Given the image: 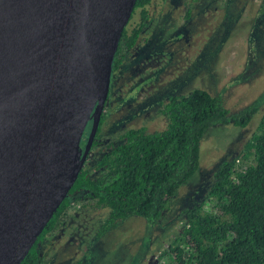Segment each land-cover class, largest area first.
<instances>
[{
    "label": "rangeland",
    "instance_id": "obj_1",
    "mask_svg": "<svg viewBox=\"0 0 264 264\" xmlns=\"http://www.w3.org/2000/svg\"><path fill=\"white\" fill-rule=\"evenodd\" d=\"M148 9V26L113 72L100 141L131 128L164 129L162 104L197 88L221 97L230 114L251 107L257 112L245 127L207 131L198 171L156 222L130 217L99 236L109 209L74 202L45 235L37 264H155L182 230V211L203 198L219 164L237 156L258 130L264 114V0H153ZM102 151L96 145L87 163Z\"/></svg>",
    "mask_w": 264,
    "mask_h": 264
},
{
    "label": "water",
    "instance_id": "obj_2",
    "mask_svg": "<svg viewBox=\"0 0 264 264\" xmlns=\"http://www.w3.org/2000/svg\"><path fill=\"white\" fill-rule=\"evenodd\" d=\"M136 1L0 0V264H21L78 179Z\"/></svg>",
    "mask_w": 264,
    "mask_h": 264
},
{
    "label": "trees",
    "instance_id": "obj_3",
    "mask_svg": "<svg viewBox=\"0 0 264 264\" xmlns=\"http://www.w3.org/2000/svg\"><path fill=\"white\" fill-rule=\"evenodd\" d=\"M153 0H137L115 55L117 72L150 21ZM139 20L133 24L135 16ZM162 130L131 128L94 146L103 151L86 163L54 217L21 264L42 261L40 244L74 202L108 208L99 236L130 217L156 222L178 190L198 171L201 142L213 126L245 127L255 107L230 114L223 99L205 89L170 95L162 104ZM103 119V118H102ZM184 226L155 264H264V114L239 154L222 161L209 191L182 211Z\"/></svg>",
    "mask_w": 264,
    "mask_h": 264
},
{
    "label": "flooded vegetation",
    "instance_id": "obj_4",
    "mask_svg": "<svg viewBox=\"0 0 264 264\" xmlns=\"http://www.w3.org/2000/svg\"><path fill=\"white\" fill-rule=\"evenodd\" d=\"M103 116V115H102ZM101 116V117H102ZM101 120H102V118H101ZM101 122V121H100ZM92 124H93V121L91 120L90 122H89V124H88V127H87V129H86V131H85V134H84V136H83V138H82V147H83V150H85V147H86V144H87V141H88V137H89V134H90V131H91V128H92ZM100 125V124H99ZM100 127V126H99ZM99 129V128H98ZM99 132V131H98ZM98 132H97V134H98ZM97 134H96V137H95V139L97 138ZM95 139H94V141H95ZM95 146H94V142H93V144H92V146H91V148H90V150H89V153H88V156H87V159H86V161H85V164L89 161V159H90V154H91V152H92V149L94 148Z\"/></svg>",
    "mask_w": 264,
    "mask_h": 264
}]
</instances>
